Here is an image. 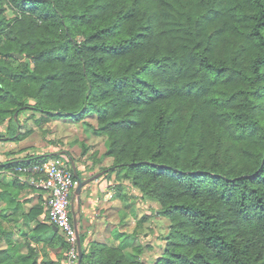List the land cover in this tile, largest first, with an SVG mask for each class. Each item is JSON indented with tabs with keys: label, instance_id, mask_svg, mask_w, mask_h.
<instances>
[{
	"label": "trees",
	"instance_id": "1",
	"mask_svg": "<svg viewBox=\"0 0 264 264\" xmlns=\"http://www.w3.org/2000/svg\"><path fill=\"white\" fill-rule=\"evenodd\" d=\"M23 110L95 120L108 171L170 221L151 264H264V0H0V127ZM18 124L16 141L32 132ZM58 156L0 160V264H64L53 224L32 235L60 250L51 261L7 225L35 188L18 167ZM140 252L124 237L82 264H150Z\"/></svg>",
	"mask_w": 264,
	"mask_h": 264
},
{
	"label": "crops",
	"instance_id": "2",
	"mask_svg": "<svg viewBox=\"0 0 264 264\" xmlns=\"http://www.w3.org/2000/svg\"><path fill=\"white\" fill-rule=\"evenodd\" d=\"M97 137L98 136H96V138ZM97 143L98 141L94 144ZM53 151L55 150H51V152ZM105 151L106 146L105 148H101L100 146L92 147L83 156L77 157V159L73 158L77 166L78 174L82 179H88L104 170L102 168L107 169L113 165V157H103ZM26 153H28V151L25 153L21 152L20 154H12L8 156L7 160L23 157ZM92 154L96 156L94 157V160L88 162L86 159ZM1 177L8 181L12 180L15 176L12 172H6L1 174ZM124 183L126 185V193H128V196L119 193L121 187L119 186L120 179L117 175V171L110 172L107 169L106 173L102 176L85 184L79 194H77L76 188L73 189L71 196V214L80 234L82 248L86 252L89 253L95 243L118 245L122 239L127 236L124 235V230L121 228V225L124 221L126 223L130 218H133L131 213H133L134 210L131 206L124 209L121 198H128L131 203L133 201V194L141 196L142 194L129 180L124 179ZM127 184L131 186H128ZM47 197V191L42 188L26 187L20 190L18 198L23 201L26 214L23 215L22 210L19 211L16 220L7 224L13 229L14 240L17 244L29 241L32 246L37 247L39 251V261H51V259L58 260V252H60L59 249L55 248V246H52L50 243L46 245L45 240L35 241L32 237L35 233L34 228L39 222L50 224L46 221ZM34 206H43V213L36 218H28L27 213ZM32 221L35 222L33 223ZM27 227L31 229L30 232L24 230L28 229ZM46 233L49 234L50 229L47 230ZM42 237H45L44 233L42 234ZM22 251H27L26 245L22 247ZM62 262H64V259Z\"/></svg>",
	"mask_w": 264,
	"mask_h": 264
},
{
	"label": "rangeland",
	"instance_id": "3",
	"mask_svg": "<svg viewBox=\"0 0 264 264\" xmlns=\"http://www.w3.org/2000/svg\"><path fill=\"white\" fill-rule=\"evenodd\" d=\"M36 117H40V114L33 113L31 110H23L19 117L7 120L0 127L1 161L7 160L8 156L12 154L27 151L28 153L41 154L55 150L53 152H59L62 158L72 157L77 159V157L86 154L92 147L105 148L106 146L107 150L105 136H98L95 132V120L74 122L53 119L50 122L39 124L36 122ZM18 122L22 124V130L32 129V132L27 133L26 137L20 141L11 139L19 132L20 125ZM9 124L12 126L10 131H8ZM96 136L98 137L96 138ZM96 141L98 143L94 144ZM95 156L92 154L86 160L91 162ZM103 157H105V152ZM119 186L121 187L119 193L128 196L124 179L120 178ZM35 188L39 187L35 186ZM132 197L133 201L131 203L128 198H121L124 209L131 206L134 210L131 213L133 218H130L126 223L124 221L121 228L124 230V235H127L125 238L128 239V244L140 245L141 257L151 264L164 251L165 236L168 233L170 221L160 213L161 205L156 200L136 194H133ZM24 230L31 231L30 228ZM129 250H131V247L128 246L127 251Z\"/></svg>",
	"mask_w": 264,
	"mask_h": 264
},
{
	"label": "built area",
	"instance_id": "4",
	"mask_svg": "<svg viewBox=\"0 0 264 264\" xmlns=\"http://www.w3.org/2000/svg\"><path fill=\"white\" fill-rule=\"evenodd\" d=\"M17 170L23 173L20 175L21 179L47 191L46 221L58 226L69 244L64 264H78V228L71 214V196L77 180L70 158L58 156L29 169L19 166Z\"/></svg>",
	"mask_w": 264,
	"mask_h": 264
},
{
	"label": "water",
	"instance_id": "5",
	"mask_svg": "<svg viewBox=\"0 0 264 264\" xmlns=\"http://www.w3.org/2000/svg\"><path fill=\"white\" fill-rule=\"evenodd\" d=\"M15 55L18 56L21 59H23V57H24L23 55H21L19 53H15ZM70 161H71L72 168H73V171L75 173L76 180H77V186H76V192H77V194L80 193L82 187L85 184H87L88 182H90L91 180H93L95 178H98L99 176H102L107 171V169H104V170L100 171L99 173L95 174L94 176H92V177L84 180V179H82L79 176L78 171H77L76 163H75V161H74V159L72 157L70 158ZM74 217H75V215H74ZM53 228H54V230L59 231V227L58 226L53 225ZM78 249H79V260H78V264H82V260H83V248H82V242H81V238H80L79 231H78Z\"/></svg>",
	"mask_w": 264,
	"mask_h": 264
}]
</instances>
